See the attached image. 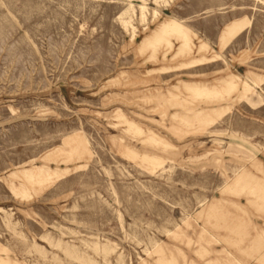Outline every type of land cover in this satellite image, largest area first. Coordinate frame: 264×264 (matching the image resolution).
I'll use <instances>...</instances> for the list:
<instances>
[{
	"label": "rangeland",
	"instance_id": "rangeland-1",
	"mask_svg": "<svg viewBox=\"0 0 264 264\" xmlns=\"http://www.w3.org/2000/svg\"><path fill=\"white\" fill-rule=\"evenodd\" d=\"M0 264H264V0H0Z\"/></svg>",
	"mask_w": 264,
	"mask_h": 264
}]
</instances>
